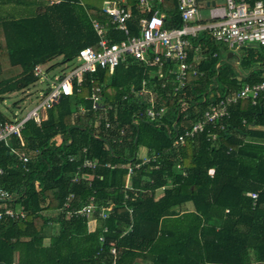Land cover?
I'll use <instances>...</instances> for the list:
<instances>
[{"label": "trees", "instance_id": "1", "mask_svg": "<svg viewBox=\"0 0 264 264\" xmlns=\"http://www.w3.org/2000/svg\"><path fill=\"white\" fill-rule=\"evenodd\" d=\"M105 1L0 0V101L35 85L36 65L58 57L72 62L87 46L99 50L93 20L106 26L111 42L126 39L103 10ZM153 6L167 27L182 24L178 0ZM143 15L133 10L129 35L140 33ZM191 43L188 60L196 72H188L184 87L175 89L171 63L160 71L128 57L113 71L84 73L45 119L25 122L21 139L0 142V187L14 195L0 206L25 213L0 219V264H264V90L256 104L238 97L222 120L174 145L211 103L264 81V46L244 45L228 57L227 45L207 32ZM144 80L155 107H165L160 118L141 114L146 99L124 98ZM96 87L100 110L91 99ZM15 119L0 108V127ZM143 147L150 160L127 187L123 165L142 161ZM19 152L28 155L26 164ZM87 158L97 165L83 166ZM91 202V216L76 214Z\"/></svg>", "mask_w": 264, "mask_h": 264}, {"label": "built area", "instance_id": "2", "mask_svg": "<svg viewBox=\"0 0 264 264\" xmlns=\"http://www.w3.org/2000/svg\"><path fill=\"white\" fill-rule=\"evenodd\" d=\"M163 0H138L135 7H125L121 1L107 0L103 3V10L110 16L111 23L118 29L123 30L128 36L121 42H111L107 37L106 26L98 20H93V26L100 36L99 50L92 46H87L80 50L78 64L60 77L51 78L47 76L43 64L34 67V73L40 79L49 78L50 81L45 89L39 92V98L32 105L23 117L11 122H5L0 127V142L9 139L11 136L22 138L21 130L26 121L33 119L41 122L47 116V111L53 107L63 96L72 95L75 91L76 82L83 81L84 73L95 72L98 67L108 68L113 71L121 62H126L128 57L135 61L144 63L147 66L157 65L161 69L169 62V73L175 75L177 85L175 89L184 87L187 84L188 72L194 70V61L188 60V50L192 46L191 38L198 37L201 32H207L215 40L224 43L230 50L240 49L244 45L251 43L264 46V0H178V10L182 18V24L175 27H167L165 14L159 8H154L153 3ZM214 1V4L212 2ZM140 9L144 15L139 19L140 33L129 35L127 26L128 20L133 15L134 9ZM203 9L208 10V15L203 14ZM175 64L176 69L173 68ZM195 71V70H194ZM196 72V71H195ZM162 74V73H161ZM101 87H96L91 96L93 109L100 110L103 105ZM264 90V81L255 84H245L238 92L232 96L220 98L213 102L205 110L202 118L194 123L191 128L183 133L177 134L174 138V145H184L188 139L205 129L208 124H215L229 113V105L236 101L238 97L250 98L256 104L261 92ZM124 98H129L131 94L135 98L149 101L150 105L145 109V114L149 119L160 118L165 107L156 108L154 105V95L146 88V81L143 87L136 89L132 84ZM131 93V94H130ZM110 107V105H109ZM101 118V115H98ZM215 139V135L212 136ZM19 157L26 164L29 161L28 155L19 152ZM146 155L142 161L123 165L127 167V187L131 186V176L143 163L149 161ZM97 165L95 160L85 159L83 166L94 168ZM110 165V164H108ZM118 165H113L116 167ZM26 168V167H25ZM27 169V168H26ZM3 169L0 167V174ZM211 174L214 169H210ZM75 174L73 180H77ZM256 197V194H251ZM14 195L7 189L0 187V200H11ZM95 211V205L91 202L76 210V214L91 216ZM100 216L107 217L109 210L103 208ZM25 215L23 208L18 206L12 208L7 204L0 206V219L4 216L19 219ZM107 229V228H105ZM102 239V238H101ZM112 253H116V248H112Z\"/></svg>", "mask_w": 264, "mask_h": 264}, {"label": "rangeland", "instance_id": "3", "mask_svg": "<svg viewBox=\"0 0 264 264\" xmlns=\"http://www.w3.org/2000/svg\"><path fill=\"white\" fill-rule=\"evenodd\" d=\"M221 1L222 0H220V2ZM202 12L205 16L208 15L207 9H203ZM241 52L242 50L240 49H236V51H234L236 55H240ZM76 64H78V60L64 62L61 57H58L53 61L43 64V66L44 70H47L48 77L56 78L63 75V73L68 72ZM172 66L174 69H176L175 64ZM49 81V78L40 79L35 85H32L25 90L8 94L4 101H0V108L6 111L8 114H16L17 118L23 117L29 110L32 109V104L38 99L39 92L45 89ZM143 151L144 148H140L138 152L140 153Z\"/></svg>", "mask_w": 264, "mask_h": 264}, {"label": "crops", "instance_id": "4", "mask_svg": "<svg viewBox=\"0 0 264 264\" xmlns=\"http://www.w3.org/2000/svg\"><path fill=\"white\" fill-rule=\"evenodd\" d=\"M234 51H236V50H231V51H229V52H233V54H230V56H228V57H231V56H233L235 53H234ZM228 52V53H229ZM46 116H47V114H46ZM144 148V147H143ZM146 152H147V149L146 148H144V151L143 152H140L139 154H141V155H146ZM162 190L161 189H159V190H157V198L158 197H160L161 195H162Z\"/></svg>", "mask_w": 264, "mask_h": 264}, {"label": "water", "instance_id": "5", "mask_svg": "<svg viewBox=\"0 0 264 264\" xmlns=\"http://www.w3.org/2000/svg\"><path fill=\"white\" fill-rule=\"evenodd\" d=\"M212 4H214V1L212 2ZM248 46L259 47V45H258V44H255V43L248 44ZM230 54H233V52H229V53H228V56H230ZM236 68H238L237 65H236Z\"/></svg>", "mask_w": 264, "mask_h": 264}]
</instances>
